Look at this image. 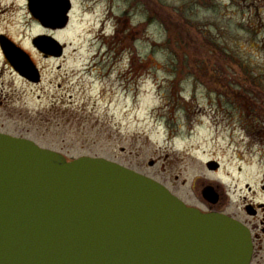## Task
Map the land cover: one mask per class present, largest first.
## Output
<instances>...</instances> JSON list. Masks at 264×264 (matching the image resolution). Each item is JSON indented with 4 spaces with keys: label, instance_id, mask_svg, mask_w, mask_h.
<instances>
[{
    "label": "rangeland",
    "instance_id": "obj_1",
    "mask_svg": "<svg viewBox=\"0 0 264 264\" xmlns=\"http://www.w3.org/2000/svg\"><path fill=\"white\" fill-rule=\"evenodd\" d=\"M0 31L36 59L24 0H0ZM60 34L40 84L0 71L1 131L116 161L188 205L207 186L237 217L242 196L264 200V0H75Z\"/></svg>",
    "mask_w": 264,
    "mask_h": 264
},
{
    "label": "water",
    "instance_id": "obj_2",
    "mask_svg": "<svg viewBox=\"0 0 264 264\" xmlns=\"http://www.w3.org/2000/svg\"><path fill=\"white\" fill-rule=\"evenodd\" d=\"M1 47L20 74L39 79L28 53L5 37ZM201 193L216 200L211 186ZM250 256L249 232L231 216L188 206L116 161L67 159L0 132V264H249Z\"/></svg>",
    "mask_w": 264,
    "mask_h": 264
},
{
    "label": "flooded vegetation",
    "instance_id": "obj_3",
    "mask_svg": "<svg viewBox=\"0 0 264 264\" xmlns=\"http://www.w3.org/2000/svg\"><path fill=\"white\" fill-rule=\"evenodd\" d=\"M29 3V0H24L25 12L30 16L31 21L38 28V31L32 36L29 43L32 53L36 56V59L28 50H26L25 48L24 49L30 54L35 67L39 71V81H35L33 79L30 80L28 77L21 75L14 69L13 65L6 58V55L4 54L1 47V41H3L4 37L14 41L19 46L21 45L4 31H0V60L3 64L2 66H0V71L2 73L6 68H8L11 73L18 76L23 82L32 85H38L43 79L44 68L46 66H44V64L49 63L50 65L53 59H59L63 56L66 42L60 37V33L66 31L68 27L72 10L75 5V0H41L40 8L37 5L35 7H32V5H30ZM130 9H133V5L132 7H130ZM39 10L42 13V15H39L40 17L37 15ZM62 12L65 13L63 14V16H60V13ZM126 13L127 12L124 11V15H126ZM64 16H66L65 20L63 18ZM123 22H120L118 18H115V29L113 31V35L107 38L100 37L103 43H107L109 47L113 48V51L118 46V39L121 38L117 34L120 23H122L120 28H123V30H125V35L127 36L128 34L126 32V29L128 28L126 27L125 20ZM36 36H41V42L33 41V38ZM51 38L56 39L58 42L57 48L55 50L49 48V44L54 43ZM57 52H61L62 55L57 56ZM95 57L96 56L93 55L90 59L93 60ZM57 68H60V65H58ZM213 190L216 193V200L214 202L205 200L207 202L206 206L197 208L204 212L226 213L219 207V202L220 200H222L220 193L216 191V188H213ZM246 190H249V192H251V188L248 186ZM259 190L264 193V182L260 184ZM241 198L243 199L241 215L239 214L240 216L237 217L234 214H226L239 220L249 231L252 247L249 264H264V200H259L257 198L255 199L253 195H251L250 197L242 196Z\"/></svg>",
    "mask_w": 264,
    "mask_h": 264
}]
</instances>
